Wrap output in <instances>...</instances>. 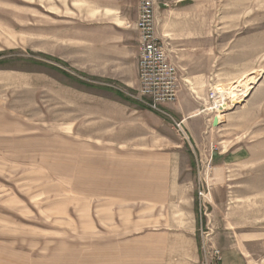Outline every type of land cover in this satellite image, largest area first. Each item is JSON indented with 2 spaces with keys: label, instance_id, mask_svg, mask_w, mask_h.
<instances>
[{
  "label": "rangeland",
  "instance_id": "rangeland-1",
  "mask_svg": "<svg viewBox=\"0 0 264 264\" xmlns=\"http://www.w3.org/2000/svg\"><path fill=\"white\" fill-rule=\"evenodd\" d=\"M180 12L157 34L171 58L201 42L220 61L207 92L217 109L201 106L209 121L171 114L189 139L138 100L139 38L129 49L132 28L109 24V9L0 0V264H221L209 242L212 165H198L233 145H263L264 158V0ZM197 16L214 36L176 38L199 30Z\"/></svg>",
  "mask_w": 264,
  "mask_h": 264
},
{
  "label": "crops",
  "instance_id": "crops-1",
  "mask_svg": "<svg viewBox=\"0 0 264 264\" xmlns=\"http://www.w3.org/2000/svg\"><path fill=\"white\" fill-rule=\"evenodd\" d=\"M79 6L93 9L96 12L95 16L99 14L100 18L104 16L106 9H109V24H113L116 29L132 28L129 35L134 41L127 42V47L130 49L133 44L138 46L139 35L135 28L138 19V0H84L83 2L79 0ZM157 6L156 31L158 35L160 32L164 35L166 29L176 24L174 15L179 16L180 9L204 8L206 10L209 9V0H158ZM188 20L190 24L197 26L195 29L199 28V30L176 35V38L202 41L214 36V33L201 30L200 25L208 23L207 18L203 20L201 17L198 19L191 17ZM129 24L133 26L129 27ZM120 39L125 38L121 36ZM186 45L190 47L187 53H183V49L179 48L180 50L176 49L177 59L173 57L178 66L179 87H181L178 100L176 103L168 104L165 110L170 114L174 112L182 118V121L192 120L191 125H193L198 118L209 121V118L201 113V106L209 102V96L207 97L209 81L215 79L213 68L217 67L220 61L218 56L215 57L216 54L212 55L209 51L208 44H205V48L201 42ZM133 51L135 52L134 66L138 70L137 52L139 51L138 49ZM255 92L254 89L246 106ZM237 110L239 107L227 113V119L238 115ZM191 137L197 144L193 133ZM261 148L263 145H233L225 150L213 152L211 155L212 168L206 176L209 178L207 183L209 182L210 189L208 195L209 242L213 247L221 250V264H264V182L262 178L264 158L258 153ZM214 159H216L215 164ZM214 182L220 183V186L214 187ZM195 210H192L193 214H196ZM195 230L196 228H192L189 240L192 246L196 245L193 260L197 261L199 245L195 238Z\"/></svg>",
  "mask_w": 264,
  "mask_h": 264
},
{
  "label": "built area",
  "instance_id": "built-area-1",
  "mask_svg": "<svg viewBox=\"0 0 264 264\" xmlns=\"http://www.w3.org/2000/svg\"><path fill=\"white\" fill-rule=\"evenodd\" d=\"M157 5L158 0H138V19L135 28L139 35L140 92L137 98L152 111L171 117L178 130L182 131L184 136L189 139L186 136L183 123L176 121L165 110L168 104L177 102L180 87L177 63L171 58L168 44L157 35ZM128 26L133 25L129 24ZM214 95V92L210 93L211 100L209 101L213 106L211 108L216 110ZM210 152L209 156L205 155V159H202L201 164L199 163V171L201 168H205V165L210 167L213 151ZM207 172L203 171V174L206 175ZM211 252L219 261L221 260L219 249L212 246Z\"/></svg>",
  "mask_w": 264,
  "mask_h": 264
},
{
  "label": "trees",
  "instance_id": "trees-1",
  "mask_svg": "<svg viewBox=\"0 0 264 264\" xmlns=\"http://www.w3.org/2000/svg\"><path fill=\"white\" fill-rule=\"evenodd\" d=\"M44 56H45L46 58H50V59L53 58V57H51V56H49V55H44ZM6 62H7L6 59H1V60H0V65L6 64ZM118 95L121 96V97H123V94H121V93H119V92H118ZM124 99H125V100H128V99H126V98H124Z\"/></svg>",
  "mask_w": 264,
  "mask_h": 264
},
{
  "label": "bare ground",
  "instance_id": "bare-ground-1",
  "mask_svg": "<svg viewBox=\"0 0 264 264\" xmlns=\"http://www.w3.org/2000/svg\"><path fill=\"white\" fill-rule=\"evenodd\" d=\"M221 95H224V93H223V94H220V93H219V90H217V95H216V96H217L218 99H221V98H222ZM224 96H225L224 98H227V97H229L230 95L227 94V96H226V94H225ZM218 102H219V101H218ZM221 259H222V253H221Z\"/></svg>",
  "mask_w": 264,
  "mask_h": 264
},
{
  "label": "water",
  "instance_id": "water-1",
  "mask_svg": "<svg viewBox=\"0 0 264 264\" xmlns=\"http://www.w3.org/2000/svg\"><path fill=\"white\" fill-rule=\"evenodd\" d=\"M214 122H215V124L217 123V118H215V121Z\"/></svg>",
  "mask_w": 264,
  "mask_h": 264
}]
</instances>
